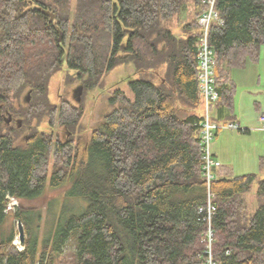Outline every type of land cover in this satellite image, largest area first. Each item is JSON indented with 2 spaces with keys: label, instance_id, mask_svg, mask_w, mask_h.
<instances>
[{
  "label": "trees",
  "instance_id": "16d2710c",
  "mask_svg": "<svg viewBox=\"0 0 264 264\" xmlns=\"http://www.w3.org/2000/svg\"><path fill=\"white\" fill-rule=\"evenodd\" d=\"M189 7L191 20L175 33L169 22ZM205 9L203 0H75L73 9L70 0H0V264H55L69 238L76 264H201L206 221L198 208L207 187L197 54ZM216 9L223 24L209 31L219 93L212 110L229 122L235 85L227 68L256 58L264 44V0H218ZM64 64L66 80L86 92L116 67H134L133 97L115 89L88 139L74 140L81 105L49 97ZM44 120L70 136L55 139L40 129ZM255 180L251 210L244 194ZM64 187L55 231L42 240L32 232L18 248L13 228H3L8 197L32 200ZM211 188L216 264H264V176L222 173ZM70 197L86 202L83 212L67 216ZM14 217L31 227L40 211L17 207Z\"/></svg>",
  "mask_w": 264,
  "mask_h": 264
},
{
  "label": "rangeland",
  "instance_id": "374dc122",
  "mask_svg": "<svg viewBox=\"0 0 264 264\" xmlns=\"http://www.w3.org/2000/svg\"><path fill=\"white\" fill-rule=\"evenodd\" d=\"M71 8H74L75 0H70ZM189 13L192 14V7L189 11H183L176 15L173 21L179 25V29L184 24L191 20ZM184 19V20H183ZM178 29V30H179ZM226 68V66H223ZM134 67L131 64H122L106 74L103 80L102 87H96L92 90H81L78 94L80 82L78 80H66V67L55 73L49 85V97L54 103H59L61 99L70 100L75 105H81L83 113L79 121V126L75 131L74 140L79 137L88 139L94 126L102 119L111 105L110 98L113 96L115 89H121L129 97H133L132 92L128 87L130 77L134 75L132 72ZM229 78L235 85L234 100H233V117L235 122L240 124L239 129H225L218 132L212 139L211 149L215 150L217 160L220 162L222 173L227 177L254 173L257 179L264 176V171L260 169V157L264 156V122L259 118L264 115V44H261L258 49L256 58L249 55L245 56L241 66L227 68ZM135 76V75H134ZM134 78V77H133ZM132 78V79H133ZM136 78V76H135ZM80 97V101H75V96ZM242 128L248 129V132L242 131ZM40 129L47 132H52L55 139H67L70 133H65L63 127L55 123L50 125L44 120ZM25 132L16 138V144H22ZM53 166V157L50 158L49 171ZM218 172V171H217ZM216 175H219V173ZM258 188V180H255L251 189L245 193L244 197L249 204L251 210H255L258 203L256 201V191ZM66 190L58 188L48 190L45 195L32 200H18L14 198L13 208L8 209V215L3 225V228L9 231V227L15 232L14 244L18 248H22L20 243L17 219L14 217V212L17 207L22 209H37L40 211V218L35 219L31 227L23 224L24 241L29 237L30 233H35L38 240L48 238L56 229L57 217L62 209L63 195ZM67 216L79 214L86 208L84 205H78V199L66 198ZM63 204V203H62ZM70 213V214H69ZM33 229V230H32ZM40 249V246H39ZM77 245L74 238H69L62 254L56 258L55 264H76Z\"/></svg>",
  "mask_w": 264,
  "mask_h": 264
},
{
  "label": "built area",
  "instance_id": "2783aa9c",
  "mask_svg": "<svg viewBox=\"0 0 264 264\" xmlns=\"http://www.w3.org/2000/svg\"><path fill=\"white\" fill-rule=\"evenodd\" d=\"M218 0H203L206 9L198 19L201 27V35L198 40V80L199 90L202 95V119L200 121V148L203 160V175L205 177L207 192L206 203L198 208V212L205 213L204 220L206 228L203 232L202 241L204 250L202 252L201 264H216L213 252L214 230L212 217L215 214L216 205L214 203L215 193L211 188V183L216 177L215 169L221 166L220 162L214 157L211 145L212 139L219 131L225 129H239L235 121L218 122L214 119L212 106L219 99V93L215 87V57L209 42V31L212 24H223V19L219 16L216 4ZM264 122V115L259 118ZM264 129V125H263ZM7 210L14 207V197H8Z\"/></svg>",
  "mask_w": 264,
  "mask_h": 264
},
{
  "label": "water",
  "instance_id": "95a60500",
  "mask_svg": "<svg viewBox=\"0 0 264 264\" xmlns=\"http://www.w3.org/2000/svg\"><path fill=\"white\" fill-rule=\"evenodd\" d=\"M42 12L44 14H46L47 16H49L50 21H52L54 19L55 14L49 10L46 9H42ZM78 94H80L81 90H82V86L78 87ZM77 101H80V97L77 96ZM10 121V118H9ZM17 226H18V231H19V239H20V243L21 245L24 246V235H23V224L22 221L20 219H17Z\"/></svg>",
  "mask_w": 264,
  "mask_h": 264
},
{
  "label": "crops",
  "instance_id": "0c3cea01",
  "mask_svg": "<svg viewBox=\"0 0 264 264\" xmlns=\"http://www.w3.org/2000/svg\"><path fill=\"white\" fill-rule=\"evenodd\" d=\"M184 20V19H183ZM186 22L187 21H183V25L181 26V28L179 29L178 27H179V25L180 24H177V22L176 21H171V22H169V27L175 32V33H183L184 31L182 30V28H183V26L186 24ZM179 29V30H178ZM134 70V69H133ZM235 121V120H234ZM236 123L239 125L240 123L238 122V121H236ZM239 130H241V128H240V125H239ZM242 131H245V132H248V129H246V128H242ZM213 152V155L216 157V152H215V150H213L212 151ZM217 159V158H216ZM222 166V165H221ZM220 173H219V175H222V170L221 171H219ZM224 176H226V175H224ZM227 177V176H226ZM245 195V194H244Z\"/></svg>",
  "mask_w": 264,
  "mask_h": 264
},
{
  "label": "flooded vegetation",
  "instance_id": "af4514ba",
  "mask_svg": "<svg viewBox=\"0 0 264 264\" xmlns=\"http://www.w3.org/2000/svg\"><path fill=\"white\" fill-rule=\"evenodd\" d=\"M41 10V9H40ZM42 11V10H41ZM56 31L58 32L59 34V37H58V41L60 42L62 40V37H63V34H62V31L59 27L56 28Z\"/></svg>",
  "mask_w": 264,
  "mask_h": 264
}]
</instances>
